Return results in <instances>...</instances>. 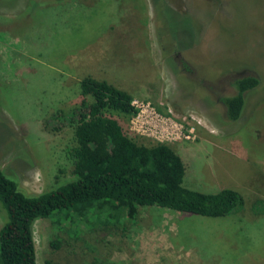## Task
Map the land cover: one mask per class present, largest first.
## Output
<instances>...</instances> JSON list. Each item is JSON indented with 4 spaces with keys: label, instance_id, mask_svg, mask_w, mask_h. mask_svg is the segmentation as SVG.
Wrapping results in <instances>:
<instances>
[{
    "label": "rangeland",
    "instance_id": "obj_1",
    "mask_svg": "<svg viewBox=\"0 0 264 264\" xmlns=\"http://www.w3.org/2000/svg\"><path fill=\"white\" fill-rule=\"evenodd\" d=\"M86 76L131 96L137 113L116 119L167 145L186 187L243 206L140 207L124 230L39 219L35 264H264V0H0V168L26 194L71 178L66 116ZM243 76L258 85L229 122L220 100Z\"/></svg>",
    "mask_w": 264,
    "mask_h": 264
},
{
    "label": "trees",
    "instance_id": "obj_2",
    "mask_svg": "<svg viewBox=\"0 0 264 264\" xmlns=\"http://www.w3.org/2000/svg\"><path fill=\"white\" fill-rule=\"evenodd\" d=\"M257 85L252 76L230 81L233 94L220 100L227 121L239 118L245 94ZM78 89L79 101L66 116L74 144L68 152L71 178L26 194L0 168V264H35L32 226L39 219L124 230L140 207L213 219L243 206L236 191L186 187L181 159L167 145L136 143L116 119L136 114L127 92L89 76ZM49 246L56 250L58 244Z\"/></svg>",
    "mask_w": 264,
    "mask_h": 264
},
{
    "label": "flooded vegetation",
    "instance_id": "obj_3",
    "mask_svg": "<svg viewBox=\"0 0 264 264\" xmlns=\"http://www.w3.org/2000/svg\"><path fill=\"white\" fill-rule=\"evenodd\" d=\"M244 77V76H243ZM236 78H240V77H236ZM233 79H235V78H233Z\"/></svg>",
    "mask_w": 264,
    "mask_h": 264
},
{
    "label": "built area",
    "instance_id": "obj_4",
    "mask_svg": "<svg viewBox=\"0 0 264 264\" xmlns=\"http://www.w3.org/2000/svg\"><path fill=\"white\" fill-rule=\"evenodd\" d=\"M132 104H133V102H132ZM136 113H137V111H136Z\"/></svg>",
    "mask_w": 264,
    "mask_h": 264
}]
</instances>
